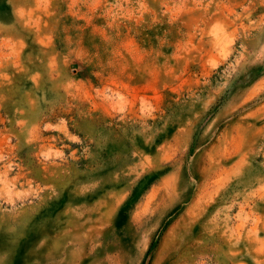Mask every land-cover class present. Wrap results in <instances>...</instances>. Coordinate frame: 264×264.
<instances>
[{
  "label": "rangeland",
  "instance_id": "rangeland-1",
  "mask_svg": "<svg viewBox=\"0 0 264 264\" xmlns=\"http://www.w3.org/2000/svg\"><path fill=\"white\" fill-rule=\"evenodd\" d=\"M0 264H264V0H0Z\"/></svg>",
  "mask_w": 264,
  "mask_h": 264
}]
</instances>
